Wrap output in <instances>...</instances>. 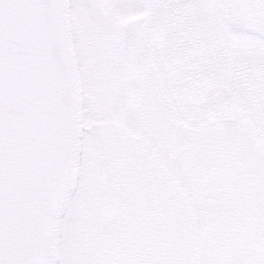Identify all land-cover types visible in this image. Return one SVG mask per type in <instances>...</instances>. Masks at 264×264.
Wrapping results in <instances>:
<instances>
[{
	"label": "snow or ice",
	"instance_id": "1",
	"mask_svg": "<svg viewBox=\"0 0 264 264\" xmlns=\"http://www.w3.org/2000/svg\"><path fill=\"white\" fill-rule=\"evenodd\" d=\"M0 264H264V0H0Z\"/></svg>",
	"mask_w": 264,
	"mask_h": 264
}]
</instances>
